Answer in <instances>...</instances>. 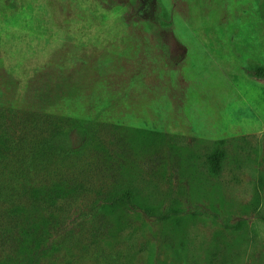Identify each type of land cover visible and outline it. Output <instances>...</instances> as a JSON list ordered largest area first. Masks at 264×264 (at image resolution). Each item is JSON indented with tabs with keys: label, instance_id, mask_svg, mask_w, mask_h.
Here are the masks:
<instances>
[{
	"label": "rangeland",
	"instance_id": "1",
	"mask_svg": "<svg viewBox=\"0 0 264 264\" xmlns=\"http://www.w3.org/2000/svg\"><path fill=\"white\" fill-rule=\"evenodd\" d=\"M257 67L264 0H0V264H264Z\"/></svg>",
	"mask_w": 264,
	"mask_h": 264
},
{
	"label": "trees",
	"instance_id": "2",
	"mask_svg": "<svg viewBox=\"0 0 264 264\" xmlns=\"http://www.w3.org/2000/svg\"><path fill=\"white\" fill-rule=\"evenodd\" d=\"M252 76L256 79H264V67L255 68L252 71ZM223 158H224V152L223 151L214 152L212 155L208 156L209 166H210V169L213 173L217 174L219 172L220 165H221ZM34 187H38V186H33L30 188V190L32 192L31 195H38V192L36 189H34ZM26 191H27L26 187L23 186L22 192H26ZM50 194L55 195V190H52L50 192ZM21 234L26 235V233L23 230H21ZM23 237H21L22 241H24V238H25V237L24 238Z\"/></svg>",
	"mask_w": 264,
	"mask_h": 264
}]
</instances>
